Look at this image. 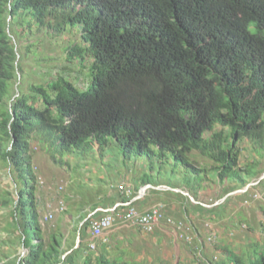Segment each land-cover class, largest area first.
<instances>
[{
	"label": "trees",
	"instance_id": "trees-1",
	"mask_svg": "<svg viewBox=\"0 0 264 264\" xmlns=\"http://www.w3.org/2000/svg\"><path fill=\"white\" fill-rule=\"evenodd\" d=\"M34 27L55 37L79 27L66 62L88 72L85 91L62 73L13 96L19 46ZM110 139L126 160L171 156L194 175L205 171L192 164L197 152L221 182L245 188L257 173L237 168V144L264 148V0H0V162L13 184L0 209L11 218V244L27 252L5 264H72L82 251L81 237L77 248L63 243L62 222L42 237L32 142L63 167L60 158L101 152ZM77 215L70 222L82 231L88 215ZM259 250L246 261L229 251L228 263L214 264H264ZM95 255L81 264H134L111 258L105 243Z\"/></svg>",
	"mask_w": 264,
	"mask_h": 264
},
{
	"label": "rangeland",
	"instance_id": "rangeland-1",
	"mask_svg": "<svg viewBox=\"0 0 264 264\" xmlns=\"http://www.w3.org/2000/svg\"><path fill=\"white\" fill-rule=\"evenodd\" d=\"M38 29L34 27L32 38L29 40L30 35L27 34V39L19 46L23 48L21 53L25 59L23 72L18 73L21 84L16 82L17 90L13 96L20 94L17 91L30 94L32 85L45 84L62 73L78 90L85 91L89 82L88 72L66 62L69 43L79 42V27L75 33L67 32L60 37H55L51 31ZM237 149L240 152L237 168H250L257 173L254 179L247 180L245 188L239 190V184L233 179L226 178L221 182L217 172L212 170L214 163L197 152H193L190 159L195 167L205 170L198 175L176 164L171 156L164 161L155 158L151 161L153 164L147 158L126 160L112 139L101 152L97 148L86 149L60 158L64 165L60 167L38 142L33 141L29 154L38 177L36 193L44 232L42 237L48 238V234L62 222L64 244L72 238L76 242L74 248H77L78 235L82 233V251L77 253L72 264H81L86 256L96 258L101 245L96 242L99 245L96 252L90 250L88 242H85L89 226L81 231L82 223H71L69 215L80 214L85 218L83 214L88 209H106L121 202L123 199L117 190L120 185L134 189L133 197L136 198L143 188L141 182L146 180L153 188L147 189L135 207L149 209L158 204H168L170 216L189 222L196 235L188 245L180 242L171 229L164 226L156 229V234L135 233V230L134 236L116 228L120 236L116 234L110 238L108 250L111 258H125L134 264H210L212 259L215 263L222 260L228 263L229 251L245 261L254 258L260 254L259 249H264V148L243 139L237 144ZM9 172V168L0 162V195L7 190L13 191ZM163 186L171 190L157 189ZM174 189L183 190L194 202L210 207L201 208ZM231 189L243 192L233 194L235 191L231 192ZM216 204L219 205L213 208ZM61 205L64 213L70 214H60ZM176 211H180L181 217L176 216ZM49 215L53 216L51 220ZM9 216L7 209H0V264L14 258L21 259L27 254L19 243L11 244L17 240L13 236L14 228Z\"/></svg>",
	"mask_w": 264,
	"mask_h": 264
},
{
	"label": "built area",
	"instance_id": "built-area-1",
	"mask_svg": "<svg viewBox=\"0 0 264 264\" xmlns=\"http://www.w3.org/2000/svg\"><path fill=\"white\" fill-rule=\"evenodd\" d=\"M117 190L124 199L122 202L108 210H96L89 216V228L93 238L107 243V234L122 225L147 234H153L156 229L165 226L171 229L177 239L187 243L191 242L192 227L182 220L167 215L164 205L158 204L146 210H139L135 207V202L144 195L142 191L135 199L134 189L120 185ZM64 210L61 205L60 212ZM52 218L53 216L49 215V220ZM90 249L95 250L96 244L92 243Z\"/></svg>",
	"mask_w": 264,
	"mask_h": 264
},
{
	"label": "crops",
	"instance_id": "crops-1",
	"mask_svg": "<svg viewBox=\"0 0 264 264\" xmlns=\"http://www.w3.org/2000/svg\"><path fill=\"white\" fill-rule=\"evenodd\" d=\"M164 187V186H163ZM163 187H161V189L163 188ZM119 202H117L116 204H118ZM168 203V202H167ZM116 204H114L112 207H114ZM162 205V204H161ZM167 208H165V209H167L166 211L168 212V215H170V211H169V209H168V204L167 205H165ZM170 206V205H169ZM112 207H109V208H106V209H110V208H112ZM94 209L95 208H92V209H88V210H86V211H84V213L85 214H87L88 215V217H89V215L90 214H92L93 212H94ZM98 209H105V208H98ZM139 209H144V208H139ZM96 210V209H95ZM144 210H146V209H144ZM182 212H183V214H186L185 212H184V210H181ZM179 213H180V211H176V216H179ZM63 214H65V213H63ZM62 214V215H63ZM70 214V213H69ZM179 217H181V216H179ZM165 227V226H164ZM70 228H72V227H70ZM118 228H121V229H119V230H121L122 231V229H123V232H125V233H128L129 235H131V236H134L135 235V233L138 231V230H136V229H133V228H130L129 226H125V225H122V226H119V227H117V229ZM167 228V227H166ZM161 229V228H160ZM136 230V231H135ZM159 230V229H158ZM134 231H135V233H134ZM118 232V230H116V229H114L113 231H111V232H109L108 234H107V245L110 243V238H112L113 236H115L116 234H118L117 233ZM156 233H158V231L156 232ZM155 233V234H156ZM154 234V233H153ZM78 235V234H77ZM119 236H120V234H118ZM80 237L82 238V233H80L79 235H78V239H80ZM197 239V238H196ZM72 240V238L69 240V241H71ZM82 242H83V238H82V240H81ZM78 242V241H77ZM85 242H88V245H90V244H92V243H96V242H98V244H100L101 245V240H97V239H95V238H93L92 237V235H91V232H90V228H89V232H88V235L86 236V239H85ZM67 243V242H66ZM98 244H97V247H98Z\"/></svg>",
	"mask_w": 264,
	"mask_h": 264
},
{
	"label": "clouds",
	"instance_id": "clouds-1",
	"mask_svg": "<svg viewBox=\"0 0 264 264\" xmlns=\"http://www.w3.org/2000/svg\"><path fill=\"white\" fill-rule=\"evenodd\" d=\"M18 58H19V56H18ZM19 77H20V76H18V79H19L18 82H19V84H21V82H20V79H21V78H19ZM16 90H17V89H16ZM17 93L19 94L20 92L17 91ZM18 96H19V95H17L16 97H18ZM145 187H147V186H145ZM145 187H143L142 190H143ZM160 188H161V187H160ZM142 190H141V191H142ZM175 190H177V189H175ZM178 190H179V189H178ZM181 191H183V190H181ZM247 191H248V190H246V192H244V194L247 193ZM183 192H185V191H183ZM235 192H236V191H235ZM185 193H186V192H185ZM186 194H188V193H186ZM145 195H146V194L144 193V195H143L140 199H138L137 201L141 200ZM188 195H189V194H188ZM186 197H187V196H186ZM188 197L190 198L191 201L193 200V198H191L190 195H189ZM134 198H135V197H134ZM122 199H123V198H122ZM135 199H136V198H135ZM123 200H124V199H123ZM123 200H122V201H123ZM122 201H121V202H122ZM137 201L135 202V204L137 203ZM192 202H194V201H192ZM119 203H120V202H119ZM194 203H196L197 205H200V206H202V207H204V208H206V207L209 208V207H210V206H203L202 204L197 203V202H194ZM218 205H219V204H218ZM218 205H214L213 208H214L215 206H218ZM112 208H113V207H112ZM110 209H111V208H110ZM138 209H139V208H138ZM96 210H99V209H96ZM96 210H95V211H96ZM102 210H108V209H102ZM139 210H141V209H139ZM166 210H167V209H165V212H166V214L168 215V213H167ZM95 211H94V212H95ZM64 212H65V211H64ZM64 212H60V214H63ZM94 212H93V213H94ZM90 215H91V214H90ZM90 215H89V216H90ZM169 216H170V215H169ZM171 217H172V216H171ZM174 219H175V218H174ZM177 220H182V221H184L186 224L189 225V222H187V221L184 220V219H177ZM86 221H89V217H88V219H87ZM86 221H85V222H86ZM191 227H192V235H193V237H191V238H192V240H193V238H194V236H195L196 234H194L195 231H194V229H193V226H191ZM139 232H140V231H139ZM175 237H176V236H175ZM176 238H177V237H176ZM178 240H179V239H178ZM192 240H191V242H192ZM179 241H180V242H184V241H181V240H179ZM191 242H190V243H191ZM77 243H78V244L80 243V239H78V242H77ZM101 243L104 244L103 242H101ZM184 243L190 245V243H187V242H184ZM95 244H96V243H95ZM105 244H107V243H105ZM90 245H91V244H90ZM90 245H89V249H90ZM96 248H97V244H96ZM90 250H92V249H90ZM93 251H95V250H93ZM213 258H214V257H213ZM216 260H217V259H216ZM211 261H212V262H211L212 264L215 263V262H214L215 259H214V261H213V259H212ZM211 263H210V264H211Z\"/></svg>",
	"mask_w": 264,
	"mask_h": 264
},
{
	"label": "water",
	"instance_id": "water-1",
	"mask_svg": "<svg viewBox=\"0 0 264 264\" xmlns=\"http://www.w3.org/2000/svg\"><path fill=\"white\" fill-rule=\"evenodd\" d=\"M151 188H153L152 186H147V187H145L143 190H142V192L143 193H145L146 191H147V189H151ZM157 189H159V190H171V189H169V188H167V187H163L162 189L161 188H157ZM248 189V188H247ZM174 191L175 192H177V193H181V194H183L184 196H189L188 194H186L185 192H183V191H181V190H175L174 189ZM241 192H243V191H236V192H234L233 194H235V193H241ZM244 192H246V191H244ZM192 201H194V200H192ZM216 205H218V204H216Z\"/></svg>",
	"mask_w": 264,
	"mask_h": 264
}]
</instances>
